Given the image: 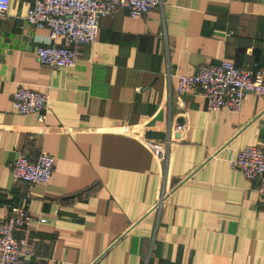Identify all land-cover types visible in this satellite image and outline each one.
Segmentation results:
<instances>
[{
  "label": "crops",
  "instance_id": "crops-1",
  "mask_svg": "<svg viewBox=\"0 0 264 264\" xmlns=\"http://www.w3.org/2000/svg\"><path fill=\"white\" fill-rule=\"evenodd\" d=\"M161 2L103 18L57 69L36 58L50 41L24 20L33 0L0 16V218L19 202L32 217L15 232L28 264H264V199L228 164L264 153V99L231 113L176 92L178 75L222 59L264 77V0ZM20 85L49 93L43 122L14 111ZM21 151L54 157L47 185L13 180Z\"/></svg>",
  "mask_w": 264,
  "mask_h": 264
},
{
  "label": "built area",
  "instance_id": "built-area-1",
  "mask_svg": "<svg viewBox=\"0 0 264 264\" xmlns=\"http://www.w3.org/2000/svg\"><path fill=\"white\" fill-rule=\"evenodd\" d=\"M161 5V0H33L24 20L34 28L48 30L50 42L35 48L39 63L50 69L68 68L75 65L82 46L96 41L103 18L113 17L118 9L138 18ZM8 8L9 0H0V16L5 15ZM192 90L204 98L208 110L239 113L249 94L264 99V77L222 59L215 64L200 65L190 74L178 75L176 92L185 94ZM49 99L48 92L20 85L11 95V104L16 113H36L43 122ZM149 146L158 161L165 159L167 145L150 143ZM53 164L54 157L49 153L32 156L21 151L11 167V175L15 182L27 186L47 185ZM228 164L246 179L255 180L256 191L264 199V153L259 147L240 149ZM38 221L45 222V219ZM31 222L32 217L20 202L9 208L6 217L0 218V264H28L31 253L22 249L15 232L28 229Z\"/></svg>",
  "mask_w": 264,
  "mask_h": 264
}]
</instances>
